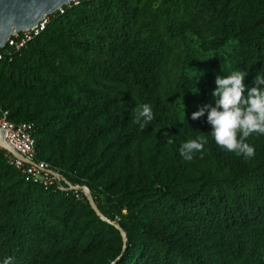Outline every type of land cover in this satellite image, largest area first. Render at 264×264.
I'll return each instance as SVG.
<instances>
[{"label": "trees", "instance_id": "obj_1", "mask_svg": "<svg viewBox=\"0 0 264 264\" xmlns=\"http://www.w3.org/2000/svg\"><path fill=\"white\" fill-rule=\"evenodd\" d=\"M178 3L181 13L165 8ZM230 37L236 47L217 53ZM209 53L254 86L264 0H71L22 45L0 48V87L52 96L38 120L1 91L0 107L34 122L36 157L85 184L106 218L83 194L25 180L0 147V264H71L100 249L110 264H264V135L247 139L245 160L215 143L207 112L193 120L198 110L174 107L195 85L188 63ZM144 104L154 119L141 129ZM192 139L206 143L186 161L179 149Z\"/></svg>", "mask_w": 264, "mask_h": 264}, {"label": "clouds", "instance_id": "obj_2", "mask_svg": "<svg viewBox=\"0 0 264 264\" xmlns=\"http://www.w3.org/2000/svg\"><path fill=\"white\" fill-rule=\"evenodd\" d=\"M202 74L194 70V76ZM247 74V71H234L228 76H217L211 93L215 98L214 106L205 104L191 115V119L196 120L207 112L206 122L215 143L245 160L255 156V148L247 139L252 134L264 135V76L255 75L254 86L246 90L243 80ZM153 119L152 107L144 104L137 109L133 123L143 129ZM205 143L204 140H188L181 145L180 155L191 161L194 153L204 150ZM12 259L6 258L3 264H12Z\"/></svg>", "mask_w": 264, "mask_h": 264}, {"label": "rangeland", "instance_id": "obj_3", "mask_svg": "<svg viewBox=\"0 0 264 264\" xmlns=\"http://www.w3.org/2000/svg\"><path fill=\"white\" fill-rule=\"evenodd\" d=\"M69 2H66L64 4H68ZM165 8H167L171 12L181 13V7L179 3L176 5H168ZM235 47L236 41L234 38L230 37L217 50V53H220L224 56L226 53L231 52L232 48ZM175 57L176 61L178 62V55ZM211 57L212 54L209 53L204 58H198L188 63L186 71L187 74L195 81V85L193 88L186 92L178 93L174 99V107L176 108L180 116L191 114L193 111L199 110V108L205 104H211L214 106L215 98L211 93L216 87L215 78L217 76L231 75L234 71H243L232 67L228 61L225 62V65L223 67L220 65L215 66L209 60ZM194 70L197 73L202 72L203 74L199 75L198 77L194 76ZM243 83L246 87V90L248 88H251L252 86V81L247 75L244 77ZM0 91L1 94H4V97L15 98V104L18 107L19 115H31L37 120L41 116L47 114L52 105V96L48 94H40L38 92L11 87H0ZM1 99L2 98H0V102H2ZM80 131V125H76L73 128L74 136L78 137ZM46 150L51 152L53 160L59 163L64 162L62 156L60 155L61 150L56 144H54L53 142L47 144ZM99 197L100 196H98V198ZM116 218L117 217H115V219ZM45 220L50 221L48 219ZM111 262V255L106 253L105 250L100 249L88 253L78 254L72 259L71 264H110Z\"/></svg>", "mask_w": 264, "mask_h": 264}, {"label": "built area", "instance_id": "obj_4", "mask_svg": "<svg viewBox=\"0 0 264 264\" xmlns=\"http://www.w3.org/2000/svg\"><path fill=\"white\" fill-rule=\"evenodd\" d=\"M55 10L62 11V5L53 11ZM48 14H44L30 28L12 32L6 38L3 46L18 47L22 45L24 41L42 30ZM0 126L5 128V133L2 135L3 140L17 152V155L8 152L7 161L19 170L25 180L37 181L45 186L54 185L59 189H71L75 195L83 194L86 197V192L89 189L85 184L70 182L61 174L57 166L36 157L32 134L34 122L32 120L14 121L8 117L7 109L0 107Z\"/></svg>", "mask_w": 264, "mask_h": 264}, {"label": "water", "instance_id": "obj_5", "mask_svg": "<svg viewBox=\"0 0 264 264\" xmlns=\"http://www.w3.org/2000/svg\"><path fill=\"white\" fill-rule=\"evenodd\" d=\"M69 1L71 0H0V48L5 44L6 38L12 34L11 25H14L16 31L26 30L44 14ZM4 133L5 128L0 126V146L17 155V152L3 140ZM86 197L94 211L105 218L95 206L89 191L86 192Z\"/></svg>", "mask_w": 264, "mask_h": 264}, {"label": "bare ground", "instance_id": "obj_6", "mask_svg": "<svg viewBox=\"0 0 264 264\" xmlns=\"http://www.w3.org/2000/svg\"><path fill=\"white\" fill-rule=\"evenodd\" d=\"M11 30H12V32L16 31L14 28V25H11Z\"/></svg>", "mask_w": 264, "mask_h": 264}]
</instances>
